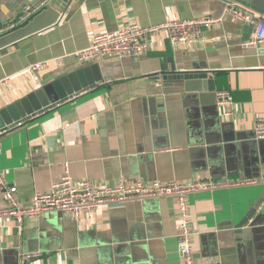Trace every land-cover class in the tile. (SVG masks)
<instances>
[{"label":"crops","instance_id":"0c3cea01","mask_svg":"<svg viewBox=\"0 0 264 264\" xmlns=\"http://www.w3.org/2000/svg\"><path fill=\"white\" fill-rule=\"evenodd\" d=\"M34 1L0 0V24ZM226 2L64 0L51 6L60 14L55 25L1 49L0 80L7 82L0 109L94 65L101 77L90 90L0 135V171L16 186L18 202L28 206L35 192L49 190L65 165L75 180L107 185L254 181L188 196L192 257L195 264H264V207L254 224L237 226L264 190V140L253 136L254 122L264 120V42L251 43L255 28L226 19L189 48L158 36L141 56L85 63L70 56L87 47L90 34L128 23L218 18ZM38 63L46 66L34 82L29 69ZM167 71L184 80L156 90V78ZM221 90L234 103L228 119L216 105ZM176 223L172 198L104 206L79 221L54 211L25 219L20 233L3 221L0 264H182Z\"/></svg>","mask_w":264,"mask_h":264},{"label":"built area","instance_id":"2783aa9c","mask_svg":"<svg viewBox=\"0 0 264 264\" xmlns=\"http://www.w3.org/2000/svg\"><path fill=\"white\" fill-rule=\"evenodd\" d=\"M57 1L59 0H35L25 5L15 20L0 24V36L23 26ZM226 19L253 26L255 32L251 43L255 45L264 42V16L233 0H227L222 15L218 18L201 16L191 19H164L150 25L128 23L114 32L90 34L87 47L73 52L70 56L77 63L109 57L141 56L151 49L154 39L158 36L164 37L172 46L189 48L202 41L203 30L218 26ZM44 66L46 63L30 66L34 82L39 79L37 71ZM6 80V78L0 80V87L7 82ZM215 98L220 117L223 119L233 117L234 103L231 94L226 90L216 91ZM253 136L256 140H264L263 119L254 122ZM251 183L254 181L203 179L187 183L181 181L162 183L119 179L114 185L96 184L87 179H73L68 166L65 165L63 173L52 183L49 190L35 192L30 204L22 206L16 198V186L7 183L0 171V195L4 199V205L0 206V223L11 221L20 233L25 219L38 218L54 211L79 221L84 214L92 213L104 206L146 199L172 198L176 210L178 256L182 264H195L191 248L188 196ZM29 259L30 255L21 254L22 261Z\"/></svg>","mask_w":264,"mask_h":264},{"label":"water","instance_id":"95a60500","mask_svg":"<svg viewBox=\"0 0 264 264\" xmlns=\"http://www.w3.org/2000/svg\"><path fill=\"white\" fill-rule=\"evenodd\" d=\"M233 1L257 11L260 14L264 13V0ZM63 2L64 0H59L55 2V5L58 6V4H63ZM59 17L60 14L56 9L53 7H47L45 10L35 15L25 25L0 36V50L55 25L59 20ZM263 44L264 43H262V45ZM182 77V74H175L171 71L162 72L160 73V76L156 78L157 81H161V84L155 89L159 90L175 87L174 84H180L182 82ZM100 81L101 77L99 76V70L94 65L88 70L85 69L61 78L55 83L38 87L25 97L0 109V135L23 122H27L30 119L49 112L52 108L60 106L64 101L74 98L76 94H81L90 87L93 88L95 85L99 84ZM187 84L188 83H185L186 87ZM155 99L163 102V97L161 95L155 97ZM149 115L150 118L157 117V114L149 113ZM262 207H264V190L258 195L252 203L246 217L237 223V226L245 228L251 222H256L261 215L259 210Z\"/></svg>","mask_w":264,"mask_h":264},{"label":"trees","instance_id":"16d2710c","mask_svg":"<svg viewBox=\"0 0 264 264\" xmlns=\"http://www.w3.org/2000/svg\"><path fill=\"white\" fill-rule=\"evenodd\" d=\"M25 24H26V23H25ZM25 24H24V25H25Z\"/></svg>","mask_w":264,"mask_h":264}]
</instances>
